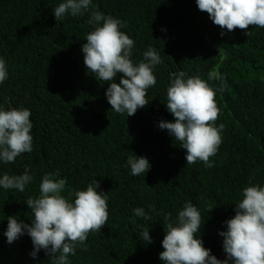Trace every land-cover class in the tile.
<instances>
[{"label": "trees", "instance_id": "obj_1", "mask_svg": "<svg viewBox=\"0 0 264 264\" xmlns=\"http://www.w3.org/2000/svg\"><path fill=\"white\" fill-rule=\"evenodd\" d=\"M62 2L0 0V58L8 72L0 84V110L28 109L33 125L32 151L11 164L0 161V177L25 170L33 177L23 193L0 187V264H52L43 249L36 258L30 255L34 245L26 232L11 244L4 235L7 217L31 224L26 199L39 197L48 173L67 180L61 195L69 202L75 199L71 193L95 181L108 197L106 225L89 233L69 264H164V217L170 213L175 221L186 203L201 213L197 236L204 247L226 260L219 233L227 231L244 188L264 187V28L250 26L251 36L221 29L196 0H92L84 15L69 13L57 22L53 9ZM92 10L122 22L120 31L134 41L135 65L149 47L163 61L153 68L157 82L147 90L148 105L133 116L111 110L110 85L84 64L82 45L97 27L88 23ZM180 71L200 76L216 91L215 126L224 127L210 157L213 167L187 165L186 150L159 128L161 121L174 122L167 89L170 74ZM211 71L223 79L209 80ZM122 75L117 73L116 83ZM135 155L149 160L147 173L131 174L127 161ZM136 208L151 220L135 216ZM145 228L151 243L143 240Z\"/></svg>", "mask_w": 264, "mask_h": 264}, {"label": "clouds", "instance_id": "obj_2", "mask_svg": "<svg viewBox=\"0 0 264 264\" xmlns=\"http://www.w3.org/2000/svg\"><path fill=\"white\" fill-rule=\"evenodd\" d=\"M91 4L92 0H65L53 9L54 16L58 22L69 13L73 17L84 15ZM196 4L200 11L209 14L215 25L229 32L240 29L251 36L250 26L264 28V0H196ZM88 23L97 27L86 35L87 42L82 45L84 64L99 82L110 85L106 97L111 110L133 116L148 105L147 90L157 82L153 68L163 61L149 47L143 53V61L135 65L131 60L134 41L120 31L119 19L92 10ZM117 73L123 74L119 83L115 82ZM7 78L6 63L0 58V84ZM170 79L166 107L174 116V122L161 121L159 128L166 129L186 150L187 165L201 161L205 167H213L210 157L222 143L220 131L224 127L223 124L219 128L215 126L220 112L215 102L216 91L200 76H188L184 71L171 73ZM208 79L223 78L211 71ZM226 87L222 83L219 91L223 92ZM30 116L28 109L0 110V161L5 164L14 163L18 156L32 151ZM127 164L133 176L147 173L151 167L147 158L136 155L130 156ZM56 176L58 173L46 174L39 185V197L26 199L33 214L31 224L18 221L15 216L7 217L4 235L11 244L26 232L34 245L30 253L33 258L43 249L51 256L52 264H69L68 258L76 254V248L86 247L89 233L100 231L106 225L108 197L97 191L99 182L95 181L86 190L71 193L75 199L69 202L61 195L66 190L67 180L56 179ZM32 179L27 170L23 175L4 174L0 177V187L23 193ZM235 212V216L226 221L227 231L219 233L224 237L226 260L211 255V250L198 238L201 213L191 203L184 205L175 221L171 220L170 213L164 217L166 235L160 260L164 264H264V187H245ZM134 214L151 220L143 208L134 209ZM141 235L147 243L152 242L149 229L145 228Z\"/></svg>", "mask_w": 264, "mask_h": 264}]
</instances>
